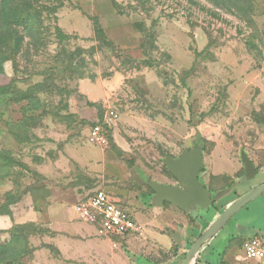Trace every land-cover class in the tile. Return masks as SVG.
I'll return each instance as SVG.
<instances>
[{"label": "rangeland", "instance_id": "obj_1", "mask_svg": "<svg viewBox=\"0 0 264 264\" xmlns=\"http://www.w3.org/2000/svg\"><path fill=\"white\" fill-rule=\"evenodd\" d=\"M50 121L89 144L103 126L107 145H91L150 176L171 178L166 157L200 150L218 218L264 183V0H0V181L18 180L25 144ZM262 229L264 193L210 240L209 258ZM31 231L0 233V264H33Z\"/></svg>", "mask_w": 264, "mask_h": 264}, {"label": "crops", "instance_id": "obj_2", "mask_svg": "<svg viewBox=\"0 0 264 264\" xmlns=\"http://www.w3.org/2000/svg\"><path fill=\"white\" fill-rule=\"evenodd\" d=\"M44 124L48 132H34L38 143L32 144L31 139L22 150V175L0 181V205L7 208L6 214H0V233L15 226L29 227L26 242L33 264H182L191 246L215 221L217 208L211 212L212 204L194 205L203 211L195 215L190 208L183 212L169 202H158L150 185L180 188L175 178L134 172L109 151L80 139L77 132L57 130L56 121ZM201 157L204 164L202 152ZM239 180L215 195L230 192ZM198 181L212 199L214 192L199 175ZM100 187L131 214L140 234L101 237L95 225L79 218L75 205ZM260 233L264 229L241 238L242 244ZM211 246L209 241L190 264H264V260H245L242 245L230 244L215 263L209 258Z\"/></svg>", "mask_w": 264, "mask_h": 264}, {"label": "water", "instance_id": "obj_3", "mask_svg": "<svg viewBox=\"0 0 264 264\" xmlns=\"http://www.w3.org/2000/svg\"><path fill=\"white\" fill-rule=\"evenodd\" d=\"M241 161L245 176L254 177L258 174V171L248 157L242 156ZM164 166L171 176L176 179L180 188L151 184L150 186L156 193L159 203L164 201L169 202L183 212H187L188 209L194 205L205 208L214 203V199H210L209 191L198 181L199 172L203 167L200 150L183 151L178 159L166 157ZM227 192H229V190L220 192L216 196L224 193L226 194ZM263 193L264 183L239 197L235 203L224 210L191 246L182 264H190L195 259L200 249L208 244L239 210Z\"/></svg>", "mask_w": 264, "mask_h": 264}, {"label": "built area", "instance_id": "obj_4", "mask_svg": "<svg viewBox=\"0 0 264 264\" xmlns=\"http://www.w3.org/2000/svg\"><path fill=\"white\" fill-rule=\"evenodd\" d=\"M89 142L97 146L107 145L103 126L96 125L89 129ZM74 209L82 221L97 227L98 235L101 237L140 234V229L131 214L113 201L104 190H97L89 198L77 203ZM242 251L245 260H264V233L256 234L244 241Z\"/></svg>", "mask_w": 264, "mask_h": 264}, {"label": "trees", "instance_id": "obj_5", "mask_svg": "<svg viewBox=\"0 0 264 264\" xmlns=\"http://www.w3.org/2000/svg\"><path fill=\"white\" fill-rule=\"evenodd\" d=\"M212 207H213V208H216V207H215V204H212ZM6 212H7V211H6ZM6 212H1L0 214H6ZM15 227H23V226H15ZM12 229H14V228H12ZM12 229H11V230H12ZM26 246H27V242H26Z\"/></svg>", "mask_w": 264, "mask_h": 264}]
</instances>
